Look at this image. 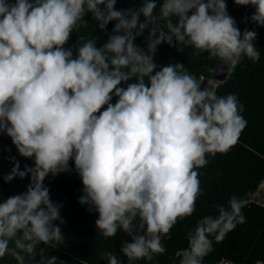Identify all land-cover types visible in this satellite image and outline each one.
I'll return each mask as SVG.
<instances>
[{
    "label": "clouds",
    "instance_id": "1",
    "mask_svg": "<svg viewBox=\"0 0 264 264\" xmlns=\"http://www.w3.org/2000/svg\"><path fill=\"white\" fill-rule=\"evenodd\" d=\"M234 3L253 6L250 20L264 27V0ZM116 4L0 0V134L33 161L21 170L9 158L4 182L29 177V184L0 202V258L25 264L22 253L34 259L39 244L64 239L63 205L52 201L44 181L74 170L83 185L78 202L98 214L96 229L105 238L127 234L120 251L129 261L153 260L166 252L162 238L171 239L177 221L195 211L202 195L196 169L208 155L226 153L247 125L237 95L218 97L182 63L161 67L154 59L159 45L180 44L232 68L244 58L258 62L257 32L241 33L226 0H162L159 14L157 0L139 8ZM89 13L107 40L98 47L100 37L80 36L78 46L67 47ZM145 31L141 48L134 41ZM247 204L233 195L217 216L200 219L188 247L174 254L178 264H203L213 251L209 236L222 242L246 223ZM104 256L120 264L111 252Z\"/></svg>",
    "mask_w": 264,
    "mask_h": 264
},
{
    "label": "trees",
    "instance_id": "2",
    "mask_svg": "<svg viewBox=\"0 0 264 264\" xmlns=\"http://www.w3.org/2000/svg\"><path fill=\"white\" fill-rule=\"evenodd\" d=\"M141 3L142 0H117L115 7L117 9L139 8ZM161 3L162 0H157L156 14H159ZM226 3L228 13L235 14L234 0H226ZM85 20L88 24L73 32L67 47L74 44L78 46L80 36L100 37L97 41L98 47L107 40V35L98 28L90 13L85 16ZM114 23H109L107 33H111ZM163 23L161 21V24ZM236 23L242 31V25L237 20ZM255 26L257 38L254 43L261 53L260 60L253 62L247 58L242 59L232 69L228 80L219 83L215 90L218 97L228 94L237 95L239 102L244 105L241 115L247 121L246 127L238 142L226 153L208 155L207 165L196 169L199 173L202 195L196 200L193 214L178 220L173 226L171 239L162 238L166 252L162 255H154L151 261L136 260L135 264H178V258L174 254L177 250L188 247V234L195 229L197 222L205 216H217V206L227 207V201L233 195L248 200L247 206L242 209L246 223L238 224L234 230L227 233L222 242H216L213 236H209V239L213 241V251L204 257L203 264H213L223 258L241 264L264 262V208L250 203L254 190L264 177V27ZM147 35L145 31L143 36L137 37L135 44L144 48ZM180 48L183 50L178 51L177 49ZM206 54L191 46L177 44L176 47H171L168 44H161L158 46L154 59L161 67L177 62L182 63L200 82L203 78L211 77V71L219 61L218 57L210 56L209 66H206ZM10 157H15L19 161L21 170L25 165H33L31 159L19 155L7 135L0 134V202L25 192L29 184V177L23 180L15 178L9 183L4 182L3 176L10 173L13 167ZM70 166L74 169L72 162ZM44 184L50 190L52 201L63 205L61 217L64 224L60 227L64 239L47 244L34 264H47V260L52 256L57 258V264H108L104 256L106 252L117 256L120 264H127L128 258L121 253L120 249L123 242H130V237L122 230H118L116 236L105 238L96 229L95 221L98 214L95 211L90 212L87 205L82 206L78 202L83 185L74 170L56 176L50 175L45 179ZM55 223L59 224V221ZM10 246L13 245L10 244ZM22 254L25 256V264H28L32 256L27 253ZM0 264H18V262L12 256L6 255L0 258Z\"/></svg>",
    "mask_w": 264,
    "mask_h": 264
},
{
    "label": "built area",
    "instance_id": "3",
    "mask_svg": "<svg viewBox=\"0 0 264 264\" xmlns=\"http://www.w3.org/2000/svg\"><path fill=\"white\" fill-rule=\"evenodd\" d=\"M233 9L235 10V14H232L231 16L235 18L241 25H242V31L247 28L248 30L254 26L255 24L250 20L251 15L254 13L255 8L253 6H239L233 3ZM250 203L256 206H260L264 208V177L261 179V181L258 183L256 189L254 190L251 198ZM262 264H264L263 261ZM213 264H241L235 261H232L227 258H223L220 261L213 263ZM257 264V262L255 263Z\"/></svg>",
    "mask_w": 264,
    "mask_h": 264
},
{
    "label": "water",
    "instance_id": "4",
    "mask_svg": "<svg viewBox=\"0 0 264 264\" xmlns=\"http://www.w3.org/2000/svg\"><path fill=\"white\" fill-rule=\"evenodd\" d=\"M255 28H256V26L254 25L249 30L255 31ZM209 58H210V55L207 53L206 59H205L206 66H209ZM232 69H233L232 67L226 65L225 63H223L219 59L216 66L211 71V77L203 78L200 81L201 88L208 87V88L215 91L217 86L219 85V83H223V82L228 80ZM45 246L46 245L44 243L39 244V246L37 247V250L35 252L34 259L32 257L28 264H34L36 262L37 258L43 252Z\"/></svg>",
    "mask_w": 264,
    "mask_h": 264
},
{
    "label": "rangeland",
    "instance_id": "5",
    "mask_svg": "<svg viewBox=\"0 0 264 264\" xmlns=\"http://www.w3.org/2000/svg\"><path fill=\"white\" fill-rule=\"evenodd\" d=\"M95 227H96V224H95ZM65 246L67 247V244L65 243ZM136 263V261H129L128 260V262H127V264H135Z\"/></svg>",
    "mask_w": 264,
    "mask_h": 264
}]
</instances>
